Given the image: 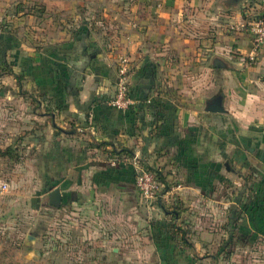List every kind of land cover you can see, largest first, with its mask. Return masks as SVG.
Returning <instances> with one entry per match:
<instances>
[{
  "label": "crops",
  "instance_id": "0c3cea01",
  "mask_svg": "<svg viewBox=\"0 0 264 264\" xmlns=\"http://www.w3.org/2000/svg\"><path fill=\"white\" fill-rule=\"evenodd\" d=\"M99 1L116 9L108 17L114 29L104 34L84 17L59 41L33 48L15 33L0 34V62L7 55L26 78L14 79L13 88L18 104L30 106V126L21 136L31 149L26 167L41 186L33 198L48 199L58 211L72 201L108 205L116 216V204L138 200L137 158L170 183L163 198L178 201L176 222L189 245L161 225L159 243L133 241L148 249L135 263L218 261L197 255L208 242L240 250L225 261L264 264V46L249 61L252 36L236 29L264 13L262 0ZM80 2L50 0L61 9H78ZM121 58L131 65L128 111L110 106ZM215 96L222 112L209 110ZM123 148L133 158L111 157L112 149ZM56 187L60 207L50 204ZM102 259L116 264L120 258Z\"/></svg>",
  "mask_w": 264,
  "mask_h": 264
},
{
  "label": "rangeland",
  "instance_id": "374dc122",
  "mask_svg": "<svg viewBox=\"0 0 264 264\" xmlns=\"http://www.w3.org/2000/svg\"><path fill=\"white\" fill-rule=\"evenodd\" d=\"M78 5V9H61L51 6L50 0H0V34L6 30L15 33L25 47L33 48L35 43L59 41L83 17L94 23L99 35L114 29V22L108 17H112L116 9L106 7L99 0L95 3L85 0ZM13 81L11 76L0 77V147L16 143L23 162L14 165L0 160V187L4 183L9 185L6 192L0 193V264H114L102 259L114 256L120 258L116 264H140L134 261L148 249L134 247L133 241L139 242L147 237L152 245L159 243V236H164L161 224L169 223L158 206L160 202L154 200L143 205L138 193L133 206L119 202L114 210L116 216H112L108 205L98 209L91 206L92 202L72 201L58 211L49 205L48 199H34L41 186L25 164L31 149L20 140L30 126V106L28 103L18 104ZM25 98L30 97L25 95ZM162 200L169 211L173 209L174 198ZM129 210L132 216H129ZM216 239L220 241V237ZM207 244L209 247L196 248L197 255L209 258L217 255L222 260L218 258L214 262L209 259L206 264H253L247 259L245 262L225 261L229 256L236 259L240 250L227 252L218 244L211 247ZM114 246L117 253L112 250ZM153 247L151 251L157 253ZM181 253L188 256L189 250L184 248ZM127 258L128 262L124 263Z\"/></svg>",
  "mask_w": 264,
  "mask_h": 264
},
{
  "label": "built area",
  "instance_id": "2783aa9c",
  "mask_svg": "<svg viewBox=\"0 0 264 264\" xmlns=\"http://www.w3.org/2000/svg\"><path fill=\"white\" fill-rule=\"evenodd\" d=\"M262 2L264 5V0H262ZM236 29L246 31L252 36V48L248 55V59L249 61L254 62L257 59L258 53L264 46V13L252 21L237 25ZM130 71L131 65L129 61L126 58H121L117 71L116 94L110 101V106L119 110L125 111L133 104V101L129 96ZM133 160L136 170L135 186L143 205L158 200V198H163L162 193L164 186L157 179L156 174L147 168L141 167L137 158H134ZM8 189L9 185L4 183L0 187V193L6 192Z\"/></svg>",
  "mask_w": 264,
  "mask_h": 264
},
{
  "label": "trees",
  "instance_id": "16d2710c",
  "mask_svg": "<svg viewBox=\"0 0 264 264\" xmlns=\"http://www.w3.org/2000/svg\"><path fill=\"white\" fill-rule=\"evenodd\" d=\"M7 32H10V31L6 30V33ZM7 34L8 35L6 36V38L8 36L10 38H13L12 37L13 33H7ZM2 76H11L18 82V84H21V81L26 79L23 74L17 73L14 70L13 65L8 62L7 55H4L2 58V61L0 62V77H2ZM130 92L131 91H130V84H129V96L132 97ZM131 108L132 107L130 106L129 109H127L125 111H128ZM117 110H119V109H117ZM121 111H123V110H121ZM20 140L22 142H25V137H20ZM106 145H108V143H100L96 146H98L99 148H103ZM110 155H111V157H114L116 160H121L123 158H133V152L127 148H123V149H119V150L118 149H112V151H110ZM0 160H7V162H11L14 165L20 164L23 162V157L21 156L20 149L16 145V143L10 144V145L6 146L5 148L0 147ZM148 169L150 171H153L156 174L157 179L164 185V190H163L162 194L166 193V191H168L170 189V183L167 182L166 178L163 176V174L160 171H155V170L150 169V168H148ZM158 202H160L158 206L162 209V211L170 219V220H168L169 229L167 231L169 237H171L173 240H176V241L178 239H180L184 245H189V243L187 241V239H188L187 230L180 228L178 226V222H176V220L178 218H180V212H179L180 207H178V201L177 202L175 201L173 203V209H171L170 211L162 203L163 202L162 198H158ZM216 257H218V256L216 255Z\"/></svg>",
  "mask_w": 264,
  "mask_h": 264
},
{
  "label": "water",
  "instance_id": "95a60500",
  "mask_svg": "<svg viewBox=\"0 0 264 264\" xmlns=\"http://www.w3.org/2000/svg\"><path fill=\"white\" fill-rule=\"evenodd\" d=\"M212 105L209 107L210 111L213 112H222L223 105H222V98L215 96L213 97ZM50 204L55 207H60L61 203L63 201V195L61 192V189L59 187H56L51 193H50Z\"/></svg>",
  "mask_w": 264,
  "mask_h": 264
}]
</instances>
